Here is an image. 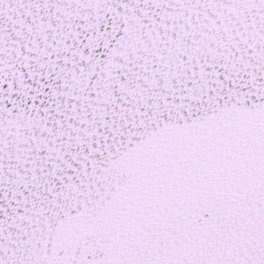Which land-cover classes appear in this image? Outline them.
I'll return each instance as SVG.
<instances>
[{
    "label": "snow or ice",
    "instance_id": "1",
    "mask_svg": "<svg viewBox=\"0 0 264 264\" xmlns=\"http://www.w3.org/2000/svg\"><path fill=\"white\" fill-rule=\"evenodd\" d=\"M0 264H264V0H0Z\"/></svg>",
    "mask_w": 264,
    "mask_h": 264
}]
</instances>
